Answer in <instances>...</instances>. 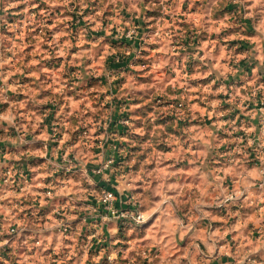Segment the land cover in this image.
I'll return each mask as SVG.
<instances>
[{
    "label": "rangeland",
    "instance_id": "obj_1",
    "mask_svg": "<svg viewBox=\"0 0 264 264\" xmlns=\"http://www.w3.org/2000/svg\"><path fill=\"white\" fill-rule=\"evenodd\" d=\"M231 75H264V0H0V141L39 158V244L0 264H264V104L260 129L241 114L233 132H185L178 107ZM242 166L258 191H234ZM106 187L143 221L104 219Z\"/></svg>",
    "mask_w": 264,
    "mask_h": 264
},
{
    "label": "crops",
    "instance_id": "obj_2",
    "mask_svg": "<svg viewBox=\"0 0 264 264\" xmlns=\"http://www.w3.org/2000/svg\"><path fill=\"white\" fill-rule=\"evenodd\" d=\"M130 64L134 65L135 63L131 62ZM223 79L224 80L220 81V78H218V76H213L211 78H207V77L200 78L199 80H197V88L199 89V92L195 93L196 94L195 96H193V94L192 95L187 94L188 86H185L187 90L183 93V96H182L183 97L182 101L184 102V108L180 110V114L182 115L181 119H182L183 131L185 132L202 131L203 128L205 127L207 128V125H208V123L205 121V118L206 119L209 118V121L212 124H214L217 129L219 128V129H224V130H230V132H233L234 130H237V128L233 126V122L229 123V125H226V122L229 119H233L231 116L233 115L239 116L241 114L246 116L248 125L247 127L245 126L240 127L239 130L243 129L246 131L247 130L257 131L258 129H260V126H258V122H259V117L262 115V111L260 110L259 106H261V103L264 104L263 103L264 102V75H257V76L250 75L247 77H244V76L235 77L234 75H231V76L223 77ZM220 83H223V84L220 85ZM223 88L224 89L228 88L227 91L229 90L231 91V93H233L234 91L235 97H233L230 100V102H227L223 98L224 93H225ZM253 95L255 97L254 99H253ZM227 107L229 109H227ZM225 108L230 113H227ZM231 109H232V112H231ZM226 118H229V119L225 120ZM254 118L256 120H253ZM233 140L234 139L230 140L229 142H232ZM7 142L9 141H6V144H8ZM16 142L17 143H15V145L18 143L19 145H24V147L29 145L26 142L22 143V141L21 142L16 141ZM0 144L5 145V141H2V142L0 141ZM24 150L26 152V156L29 157L31 152L28 151L27 148H25ZM216 150L217 152H219V149H216ZM223 153H224V150H223ZM6 157L9 160H13V161H15L17 158L14 156H9L8 154ZM218 159H215L216 161L215 165L210 164L211 171L213 170L212 172L213 174L217 171L219 174H223L224 172L226 175H228L230 173V170H229L230 168L235 170L241 166V163L238 164V162H240L241 160V157L239 156H236L233 160L234 162L230 164L225 161L224 163H222L220 162V160L218 161ZM118 162H116V165ZM256 162L258 163L259 161H256ZM220 163L224 165H220ZM241 168L247 169L244 166H242ZM253 168H255V166ZM247 170H246L247 173L238 171V173L229 175L231 177L230 181H233L234 183H238L237 185H234L235 192H239L240 190H242L241 191L242 193L248 194V193L256 192L260 189V188H257V186L255 185L258 184V181H256V179L258 177L260 178L262 177L261 176L257 177V173L255 172V174H253L250 168ZM107 171L112 172L111 170H105L102 174H104V176H108L109 173ZM54 173L55 172H53V174ZM219 174H216L215 177H218V178L223 177V176H220ZM241 181H243L244 183H242ZM239 182L241 185L239 184ZM106 188L113 190L112 188H109V187H106ZM116 205L118 206L117 203ZM111 226L115 227L114 222H110V227Z\"/></svg>",
    "mask_w": 264,
    "mask_h": 264
},
{
    "label": "built area",
    "instance_id": "obj_3",
    "mask_svg": "<svg viewBox=\"0 0 264 264\" xmlns=\"http://www.w3.org/2000/svg\"><path fill=\"white\" fill-rule=\"evenodd\" d=\"M178 107L182 110L184 103L179 102ZM262 128H264V123L262 124ZM7 152L8 149L5 145L0 144V259L3 260L9 258L11 243L16 238H20L21 236L26 237L27 234L32 233L33 239H35L33 244H39V228H37L39 227V190L30 188V184L39 182V178H34L37 180L35 183L30 182L31 178L35 177L39 172V158L28 157L25 152L24 156L17 157L13 161L6 157ZM71 163L72 160L68 162V164ZM113 165H115L113 158L104 161L102 166L97 168L96 172L103 173ZM28 189H33V198L30 204L24 203L25 200H22L23 198H27ZM53 194L51 188L44 190L45 197H51ZM99 202L101 210L104 212L102 215L104 219L129 218L135 224H139L144 219L143 212L136 207L137 201L133 202L135 206L130 211L122 210L116 205L115 192L111 189L106 188L102 191ZM30 220L34 222L32 226L36 228H32L29 225Z\"/></svg>",
    "mask_w": 264,
    "mask_h": 264
}]
</instances>
